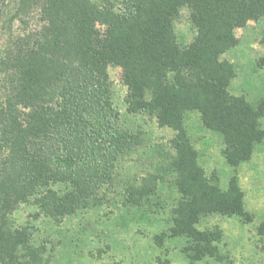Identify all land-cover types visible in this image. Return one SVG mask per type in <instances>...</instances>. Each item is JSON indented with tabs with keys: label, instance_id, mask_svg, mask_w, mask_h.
<instances>
[{
	"label": "trees",
	"instance_id": "obj_1",
	"mask_svg": "<svg viewBox=\"0 0 264 264\" xmlns=\"http://www.w3.org/2000/svg\"><path fill=\"white\" fill-rule=\"evenodd\" d=\"M35 1L44 24L19 58L14 92L27 111L0 94V264L35 262L45 250L30 226L9 221L19 203L32 202L54 220L101 203L106 192L123 205L144 208L167 174L174 175L178 197L166 232L184 239L182 251L192 261L222 260V230L200 229V217L251 216L234 179L222 190L199 166L185 114L197 111L207 128L223 135V154L235 166L264 139V98L252 104L232 93L234 65L221 58L236 45L235 28L264 17V0ZM183 9L193 29L188 42L175 27ZM111 63L122 69L128 110L148 113L175 131L169 163L134 175L121 192L109 189L119 185L116 169L143 138L118 122ZM258 63L264 66V53ZM257 234L264 252V221Z\"/></svg>",
	"mask_w": 264,
	"mask_h": 264
},
{
	"label": "rangeland",
	"instance_id": "obj_2",
	"mask_svg": "<svg viewBox=\"0 0 264 264\" xmlns=\"http://www.w3.org/2000/svg\"><path fill=\"white\" fill-rule=\"evenodd\" d=\"M43 24L35 0H0V94L4 101L14 103L22 111L27 109L14 97L18 73L22 72L19 58ZM175 27L181 39L191 40L193 29L187 9L182 10ZM263 32L264 17L249 20L234 29L236 45L221 55L234 65L235 76L229 90L252 104L264 98V66L258 63L264 53ZM107 72L110 99L119 124L129 131L140 132L143 138L138 150L122 159L116 169L119 185L109 189L121 192L124 183L134 175L154 172L169 163V140L175 131L159 126L148 113L130 112L121 67L111 63ZM260 124L264 128V117L260 118ZM185 126L205 175L222 190L234 179L251 216L250 221L219 213L200 217V229L217 226L222 230L218 243L222 260L207 257L192 261L182 251L184 239L166 232L178 197L172 184L174 175L167 174L157 195L144 208L123 205L118 195L106 192L101 203H89L74 215L54 220L32 202L19 203L8 214L9 221L16 227L30 226L35 243L45 247L38 261L27 264H264L262 239L257 234L259 223L264 221V139L248 160L235 166L223 154V135L207 128L197 111L185 114Z\"/></svg>",
	"mask_w": 264,
	"mask_h": 264
}]
</instances>
